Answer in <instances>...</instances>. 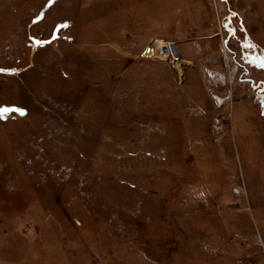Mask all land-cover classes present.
<instances>
[{
  "label": "rangeland",
  "instance_id": "1",
  "mask_svg": "<svg viewBox=\"0 0 264 264\" xmlns=\"http://www.w3.org/2000/svg\"><path fill=\"white\" fill-rule=\"evenodd\" d=\"M0 108V264H264V0H0Z\"/></svg>",
  "mask_w": 264,
  "mask_h": 264
},
{
  "label": "built area",
  "instance_id": "2",
  "mask_svg": "<svg viewBox=\"0 0 264 264\" xmlns=\"http://www.w3.org/2000/svg\"><path fill=\"white\" fill-rule=\"evenodd\" d=\"M163 41H157L152 44V50L155 54L162 56L163 60L169 62L172 66L179 67L184 61L180 59L179 53L172 44H167L164 46Z\"/></svg>",
  "mask_w": 264,
  "mask_h": 264
},
{
  "label": "snow or ice",
  "instance_id": "3",
  "mask_svg": "<svg viewBox=\"0 0 264 264\" xmlns=\"http://www.w3.org/2000/svg\"><path fill=\"white\" fill-rule=\"evenodd\" d=\"M55 39V37H54ZM37 43H41L39 41H37ZM6 112H19L21 115H23V112L22 110H19V109H15V108H0V116H3L4 113Z\"/></svg>",
  "mask_w": 264,
  "mask_h": 264
}]
</instances>
